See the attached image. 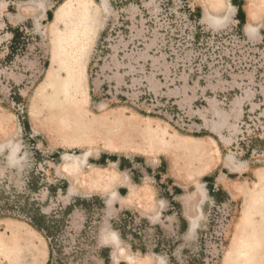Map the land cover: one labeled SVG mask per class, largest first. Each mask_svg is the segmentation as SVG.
Segmentation results:
<instances>
[{
    "label": "rangeland",
    "instance_id": "374dc122",
    "mask_svg": "<svg viewBox=\"0 0 264 264\" xmlns=\"http://www.w3.org/2000/svg\"><path fill=\"white\" fill-rule=\"evenodd\" d=\"M204 1L213 27L203 0H0V202L55 219L50 264H264V0H244L252 36L240 0ZM102 154L152 171L138 200ZM112 223L146 252L109 256ZM48 255L0 216V264Z\"/></svg>",
    "mask_w": 264,
    "mask_h": 264
},
{
    "label": "crops",
    "instance_id": "0c3cea01",
    "mask_svg": "<svg viewBox=\"0 0 264 264\" xmlns=\"http://www.w3.org/2000/svg\"><path fill=\"white\" fill-rule=\"evenodd\" d=\"M245 1H252V0H245ZM243 5H244V0H240V3L238 5H235L233 7V9H234L233 10V12H234L233 13V17L234 18H236V16L238 15L239 9H241V11L244 13V17H245V20H246L247 12H248V9H251V5H249L248 8H246V6L244 5V10H243ZM231 13L232 12H230V14ZM254 31H256V27L254 28ZM144 155L145 156H143V155L142 156L145 157V158H149L152 154L149 155V153L147 152ZM100 159L104 160V164H102V165L95 164L96 166H98V167H105L107 164H112V165H114L115 169L119 173H124L125 172L127 174L128 179L130 181V184L132 186H135L134 187V189H135V196H134L132 202H135L136 200H138V194L137 193H139V191H140L139 189H145V188H140V185H139L141 183L140 180H142L144 178V174L150 175L152 171H149L148 167H144V174L142 173L143 174L142 175L140 173V171L136 170V168L138 167V165L141 164V163L138 162L137 159H129V158H126V157H119V156L105 155V154H102L100 156ZM137 185H139V186H137ZM124 187H125V189H127L126 186H124ZM144 187H146V186H144ZM176 189H178V188H174V192L177 191ZM212 191L213 190H210V193ZM142 199H144V198H141L140 200H142ZM101 203L104 206V203L103 202H101ZM68 207H71V210L75 208V206H71V204ZM122 207H129V206L126 203H123L122 204ZM71 210H70V212H71ZM112 228H114V230H115V232L113 231L114 233H111L112 235L108 233L107 229L104 230L100 234V242L102 243V245H105V246H107V247L110 248V249L109 248H105L109 252V256H110V251L113 249V246L110 245L112 242H114L113 240H116L118 238H120L121 240H128V238L125 237V234L123 232H121V229L120 228H118L119 230L116 229L115 228V225H113V223H112ZM187 229H188V226H187ZM34 230L37 233L43 234L42 232H40V231H38L36 229H34ZM190 231L192 232V228L190 229ZM132 236L134 238H140V237L136 236L135 234H132ZM128 241L130 243L131 249L134 250V252H136V251H140L141 253L146 252V249L145 248H142V247L139 248V249H135L134 240H131V241L128 240ZM49 255H50V253H49Z\"/></svg>",
    "mask_w": 264,
    "mask_h": 264
},
{
    "label": "trees",
    "instance_id": "16d2710c",
    "mask_svg": "<svg viewBox=\"0 0 264 264\" xmlns=\"http://www.w3.org/2000/svg\"><path fill=\"white\" fill-rule=\"evenodd\" d=\"M237 18L242 22L243 20H245L244 13L241 11V9H239ZM94 163L102 165L104 164V160L100 159L98 161H95ZM61 189L64 190L65 187H62ZM4 197L6 198V196ZM66 210L68 212V210H71V207H67ZM20 213L22 214V217H19ZM0 216L21 218L29 226L42 232L48 240L50 253L48 264H50L55 246L54 227L57 223L55 219L42 214L39 209L34 207V202H28L27 199L23 204H20L18 200L8 202L6 198L3 203L0 202Z\"/></svg>",
    "mask_w": 264,
    "mask_h": 264
},
{
    "label": "bare ground",
    "instance_id": "6f19581e",
    "mask_svg": "<svg viewBox=\"0 0 264 264\" xmlns=\"http://www.w3.org/2000/svg\"><path fill=\"white\" fill-rule=\"evenodd\" d=\"M66 3V2H65ZM64 3V4H65ZM67 6V5H65ZM202 6L204 7V15H203V20L205 22H207V24H209L210 26H213V25H216V24H219L220 22V19L221 18H216L214 16H211L210 12L211 10L208 8L207 4L205 3V1L203 0L202 2ZM56 15V14H55ZM256 14L255 12H250L247 14V17H246V25H245V31L248 35L252 36V34L255 33L254 31V28H255V25H254V20L256 19ZM61 18H60V15H57L54 19H53V22L51 23V27H50V30L52 31H57V25L59 24ZM52 34V37L55 36V32L51 33ZM60 57V56H59ZM68 79V78H67ZM112 152H116V153H130V154H134V153H141L143 156H145L144 154H146L145 151H140L139 148H128L127 147V143L125 142H122L120 141L119 143H117V145L113 146L111 148ZM76 163V162H74ZM69 165V164H67ZM70 166V165H69ZM73 169H76V164H74L72 166ZM67 169V168H66ZM70 169V168H69ZM135 196V189L134 187H130V190H129V193L127 195V198H126V202L128 203H131L133 198ZM10 229V232L12 233H16V230H19L21 231V229L17 226H14V227H11L10 225L8 226ZM29 234L28 232L25 231V236H24V239H28L30 243V245L32 246L35 242H34V239L35 237H33L32 235H27ZM24 235V234H23ZM5 239V237H4ZM10 245H12L10 243ZM3 247V246H2Z\"/></svg>",
    "mask_w": 264,
    "mask_h": 264
}]
</instances>
